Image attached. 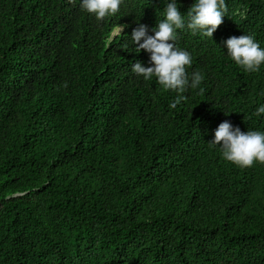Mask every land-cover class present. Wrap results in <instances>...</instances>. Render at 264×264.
Returning <instances> with one entry per match:
<instances>
[{"label": "trees", "instance_id": "1", "mask_svg": "<svg viewBox=\"0 0 264 264\" xmlns=\"http://www.w3.org/2000/svg\"><path fill=\"white\" fill-rule=\"evenodd\" d=\"M170 2L98 21L81 0H0V264H264V164L209 143L226 120L264 133V64L224 43L264 49V0H225L212 38L176 30L184 93L132 70L151 66L133 29L154 35ZM195 2L177 0L186 24Z\"/></svg>", "mask_w": 264, "mask_h": 264}, {"label": "clouds", "instance_id": "2", "mask_svg": "<svg viewBox=\"0 0 264 264\" xmlns=\"http://www.w3.org/2000/svg\"><path fill=\"white\" fill-rule=\"evenodd\" d=\"M69 2L75 4L76 0ZM123 3L124 0H81V8L95 14L98 21H103L106 17L119 13ZM164 11L166 18L152 29L154 35H149L148 26L142 23H138V27L133 29L131 38L140 51L146 50L150 54L151 66L145 67L142 62L137 61L132 70L145 80L155 76L165 90L184 93L189 84L186 66L192 65V57L188 51L176 46V30L187 27L193 34L199 32L203 37L212 38L223 24L228 7L225 0H196L187 12V24L179 11L177 0L168 3ZM121 31L123 27L116 29L114 36ZM224 43L228 55L245 71L256 72L264 64V49H261L252 36H233ZM202 80L199 72L193 73L191 87L196 88ZM181 99L186 100L187 97L178 96L170 104V108H176ZM261 114H264V106L256 110L257 116ZM209 143L220 146L223 149V158L241 168H250L257 161L264 164V133L259 131L245 133L226 120L215 130L214 140Z\"/></svg>", "mask_w": 264, "mask_h": 264}]
</instances>
